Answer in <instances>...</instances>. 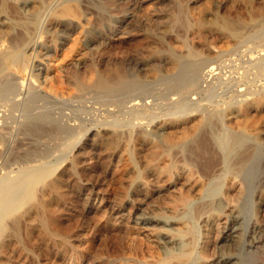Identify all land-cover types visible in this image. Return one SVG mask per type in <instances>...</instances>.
<instances>
[{"label": "rangeland", "instance_id": "rangeland-1", "mask_svg": "<svg viewBox=\"0 0 264 264\" xmlns=\"http://www.w3.org/2000/svg\"><path fill=\"white\" fill-rule=\"evenodd\" d=\"M0 58V198L12 206L0 264H186V252L221 264L254 250L264 0H0ZM90 71L122 81L101 90ZM238 133L232 161L259 151L247 177L227 167ZM39 167L20 198L2 188L29 187Z\"/></svg>", "mask_w": 264, "mask_h": 264}, {"label": "bare ground", "instance_id": "bare-ground-1", "mask_svg": "<svg viewBox=\"0 0 264 264\" xmlns=\"http://www.w3.org/2000/svg\"><path fill=\"white\" fill-rule=\"evenodd\" d=\"M37 13V11H36ZM35 14V13H34ZM15 15V14H14ZM35 15L34 17L32 16V20H31V23L34 24L36 22V19H35ZM261 23V22H260ZM228 24V23H227ZM228 27V25H227ZM230 28V27H229ZM7 53V51H5ZM4 52V54H5ZM187 52V55L185 57H190V58H197L198 57V53L193 51V50H190L188 49ZM3 55V54H2ZM184 56V55H183ZM182 56V57H183ZM9 57L10 59L12 60H17L21 57V54L18 53L17 51H10L9 52ZM180 55L178 56V54H171V58H172V64L174 65L175 68H178L180 67L185 61H184V57L182 58ZM170 58V59H171ZM187 58V59H188ZM1 59V58H0ZM260 60V59H259ZM264 61V60H262ZM2 65V64H1ZM4 68V67H3ZM91 73L89 74L90 77H89V81L88 83L98 89H101V90H108V89H111L114 85L116 84H119L121 83L122 79L119 78V74L117 73L116 75L118 76L115 81L114 80H110L108 78H104L102 76H100L99 73L95 72V71H90ZM88 73V72H87ZM84 75L85 73L84 72H80V77L81 78H84ZM5 83V82H4ZM183 83H179L177 86L180 88L181 85ZM2 85V83H1ZM183 87V86H182ZM8 88V86H7ZM216 118V117H215ZM214 119V118H213ZM35 124V123H34ZM42 124V123H41ZM40 125V124H39ZM52 125V124H51ZM61 125V124H60ZM29 126V125H28ZM37 126V125H36ZM55 126V125H54ZM1 127V126H0ZM53 127V125H52ZM26 128V127H25ZM40 128V127H39ZM55 129H58L56 127H54ZM30 130V129H29ZM46 130V129H45ZM52 130V129H51ZM43 131V130H42ZM208 131V130H207ZM35 132V131H34ZM58 132V131H57ZM69 133V132H67ZM237 133V132H236ZM235 133V134H236ZM31 134V133H30ZM33 134V133H32ZM70 135V133H69ZM242 135V134H241ZM244 136H241L239 135L238 133V136L236 135H232L231 138H230V141L228 142L227 144V167L229 170L233 171L234 173H237V175H241V176H250L252 173H255V169L258 168L256 162H254V160L256 158H258V154H259V151L258 149H254V150H249V152L247 154H243L241 153V155L238 157L237 155V158H234V160L232 161V158L234 157V154H236V149L241 147L243 145V139L242 138ZM207 139V138H206ZM246 139V138H245ZM209 142V141H208ZM211 142V141H210ZM212 144V143H211ZM187 145V144H186ZM192 145V144H191ZM209 145V144H208ZM201 147V146H200ZM207 147V146H206ZM246 147V146H245ZM205 148V147H204ZM249 147H247L248 149ZM188 149V148H187ZM201 149V148H200ZM209 149V147L207 148ZM218 152V151H217ZM241 152V151H240ZM198 153V152H197ZM208 153V152H207ZM199 154V153H198ZM210 154V153H209ZM38 155V154H37ZM196 155V154H195ZM198 156V155H197ZM210 156V155H209ZM224 157V156H223ZM203 159V158H202ZM212 160V159H211ZM45 162V161H44ZM46 165V164H45ZM262 167H264V163H262L261 165ZM261 167V168H262ZM39 171H35V170H30L25 176H26V183L29 185V187H25V188H20L18 187V183L15 182V183H11L10 185H5V186H2V188L4 190H9V191H12L13 193H15V197L18 199L20 198V195L22 193V191H27V192H30L29 188L30 186L35 182V179L38 178V176H40V174H42L45 170H46V167H39L38 168ZM262 171V170H261ZM21 179V177H19V180ZM25 179V178H24ZM242 179V177H241ZM249 180V179H248ZM261 181V180H260ZM242 182V181H241ZM9 184V183H8ZM24 193V192H23ZM5 194V193H4ZM244 197V194L241 198ZM222 201V200H221ZM243 202V201H242ZM208 205H213V206H219V201H215L214 203H209ZM243 205V204H242ZM241 205V206H242ZM204 206V205H203ZM239 206V207H241ZM238 207V208H239ZM243 207V206H242ZM232 208V207H231ZM199 209V208H198ZM211 209V208H210ZM240 209V208H239ZM12 210V206H11V203H10V200L9 199H5L4 197L0 198V233L2 231V228H1V223H2V220L3 218L10 214ZM242 210V209H240ZM239 210V211H240ZM236 212V211H235ZM234 212V213H235ZM234 218V217H233ZM247 218V217H246ZM238 219V217L236 218V220ZM242 219V217H241ZM235 220V219H234ZM240 220V219H239ZM235 223V222H234ZM239 224V222H238ZM237 224V225H238ZM250 224H252V222L250 221ZM231 226V225H230ZM253 227L255 228V232L250 236V238H252V248L254 249L253 251H249L247 253V256L246 258H242V259H235L234 257H227L224 259V261H222L221 264H264V262H262L260 259L261 257H264V228L260 227V226H257L256 223H253ZM237 228V227H236ZM253 229V228H251ZM229 230V229H228ZM229 232V231H228ZM231 235L233 237H235V233H236V230L235 228L233 227V229L231 230ZM252 233V232H251ZM232 238V237H231ZM234 243V242H233ZM257 255H259L260 257H258ZM178 258L184 260V262L186 264H190V252H186L182 255H180ZM216 263V262H215Z\"/></svg>", "mask_w": 264, "mask_h": 264}]
</instances>
